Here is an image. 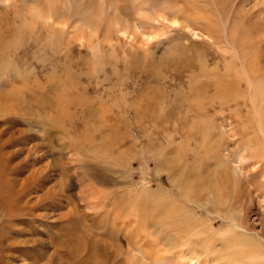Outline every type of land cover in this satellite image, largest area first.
Here are the masks:
<instances>
[{
    "label": "rangeland",
    "instance_id": "obj_1",
    "mask_svg": "<svg viewBox=\"0 0 264 264\" xmlns=\"http://www.w3.org/2000/svg\"><path fill=\"white\" fill-rule=\"evenodd\" d=\"M43 1L0 0V161L8 166L6 172L12 170L11 177L34 173L40 188L31 201H41L34 208L40 219L32 221L30 205L19 212L17 184L1 183L0 264H130L135 245L145 258L136 264L182 253L184 263L246 262L240 256L245 249L226 231L233 229L228 209L213 202V175L225 170L237 175L239 169L241 142L232 137L235 126L230 125L236 119L235 103L199 115L195 104L207 105L214 95L201 84L212 81L197 78L198 69L183 65L196 64L200 53L213 69L211 51L222 53L225 46L211 47L203 29L197 37L187 33L183 64L175 68L170 58L181 34L177 26L156 23L149 40L114 32L107 37L102 27L95 28L97 22L87 28L84 19L93 21L92 13L58 19L47 14ZM212 1L236 30L235 46L243 50L246 63L264 72V0L200 3L217 20ZM98 10L93 4V13ZM218 65L223 73V63ZM234 65L239 70L237 61ZM262 74L257 77L261 86ZM63 86L70 89L64 114L52 108L62 98ZM205 122L213 126L209 136L201 128ZM220 141L222 147L211 148ZM36 143L54 155V168L68 172L62 197L49 157L24 158ZM186 178L189 195L184 197L178 182ZM81 183L90 185L87 195ZM45 204L49 207L43 210ZM252 210L244 224L251 229L247 236L259 240L264 213L256 203ZM103 225L107 229L98 230ZM178 233L193 241L170 249L165 235ZM48 241L58 242L57 254L51 256ZM195 242L200 243L196 255L190 252Z\"/></svg>",
    "mask_w": 264,
    "mask_h": 264
},
{
    "label": "bare ground",
    "instance_id": "obj_2",
    "mask_svg": "<svg viewBox=\"0 0 264 264\" xmlns=\"http://www.w3.org/2000/svg\"><path fill=\"white\" fill-rule=\"evenodd\" d=\"M57 1L58 0L43 1L44 3L42 5L47 8H45L47 14H52L58 19L64 20L72 18L71 16L78 18L82 17L83 14L88 15L89 13H92L94 22L91 20L92 18L84 19L87 28L91 24L97 22V26L95 28L99 29L102 27L104 29L103 33L107 37L112 34V32H114L122 36L131 38H136L139 35L140 38L142 37L144 39L145 37H147L146 39L149 40L150 38L154 37L153 35L155 29L157 28L155 25L156 23H166L169 27L177 26L181 34L179 38L175 40L177 42V47L175 50H173V54L170 58L171 60L169 59L170 63H172L173 67L175 68H177V64H183L181 63L182 60H180V58L186 55V53L184 52V49L186 47L183 46L184 42L189 38L187 33H190L193 37H197L198 34L196 31L199 29H203V36L211 41V47L215 46L216 44L219 46L220 44L225 46L228 52L224 51L222 53H219L216 50H213V52L211 51V53L214 54L211 56V58L214 57L211 61H215L213 69H210V67H208V62L210 60H208L206 56H203L200 53H197L198 59L196 61V64H193L192 62L188 63L186 61L187 64L183 65L187 66V69H198L197 71L199 72L197 78L202 77L207 79L208 81H212V83L210 82L209 84H201L204 88L210 87V89L214 91V95L209 100V103L207 105L202 106L201 102L195 104L196 111L199 115H205L204 112L214 111L216 109V107L214 106L216 105H218L219 108L222 109L224 106L229 108L232 103H235L234 112L235 114L237 113L235 115L236 119L233 120L230 125L233 124L235 126V128H233L235 132H232V137H239L237 139V142H241V154L237 158L239 169L237 175L231 174V172L228 170L220 173L217 172L213 175V202L215 203V205L224 207L229 211L228 222L232 224L233 229H229L226 231H229L230 236H233L231 238L233 239V243L237 239L240 245L245 249L240 253L241 259L246 260V262H242V264H264V231L261 230L259 235H257L259 240L255 238L250 239L247 235L248 233H250L249 231H251V229L246 227L244 224V220L246 219L248 214L250 212H253V203H256L264 213V85L261 86L259 82H257V77L261 73H263V76L264 72H261L259 70L256 71L255 64L251 65L246 63L243 50L235 46L236 40L234 31L236 30L233 31L230 24H228V17L223 13V11L220 10L215 1V3L213 1L212 2L216 5H214V8L218 16L217 20L213 18L216 15L213 14V16H209V14L211 15V13L213 12H208V14L203 11V8H201L202 5L200 6V3L203 4L204 0H185L187 4H185V2L182 3L181 0H95V2H93V0H65V2H63V6L56 5ZM93 4L97 5L99 8L97 14H94L92 11ZM187 5L188 7L186 8ZM236 61L239 64V70L235 69L234 63ZM218 62L223 63V73L219 72ZM257 69L259 68L257 67ZM192 73H194L193 70ZM216 73H218L219 75ZM242 88L244 90H242ZM62 89V98L60 97L61 99L59 98L60 100L58 101L57 105L52 108L63 111L64 114V111L68 109L66 108L68 107V102L65 100L66 97L64 96L65 93L70 89L65 86H63ZM212 127L213 126L208 122L201 124L202 130L206 132L204 133V135L207 136H209V133L213 132ZM204 138L203 141H205ZM223 144L222 141H220V143H215V145L211 146V148L215 149L217 147H222ZM43 150L44 149L40 145L35 147H28L27 154L24 158L33 157L36 160L40 155L45 154L47 157H49V170L55 171V169L57 168H54V155L49 152L45 153V151ZM6 167L8 166H5V164L0 161L1 189L5 188L4 184L16 183L17 187H19V190H17V193H15L14 195L17 197V201L20 202L18 205L22 204V206L18 207L19 212H24V210L28 209V211L30 212V219H32V221H39L40 218L36 219L35 217V214L38 213L34 211V208L38 209L37 206L41 201L39 200V198H36L35 201L32 202L31 196L32 193H36L37 188H40V184L38 185L40 179L35 178L34 173H31L30 176L28 175L24 178L16 176L11 177L10 172L12 170H10V172L8 173L6 172ZM56 171V175L59 178L58 195L62 197L63 192L66 188L67 177L69 175L67 170L62 168H59ZM19 176H21V174ZM189 180L190 178H186L184 182H178V189L179 191L181 190L182 192H184V197H186V195H189L187 193ZM30 185L34 187L31 192H29L30 190H27ZM87 187L84 186V188L86 189L82 194L87 195V193L89 192L88 190H90V187ZM24 189H26V192H23ZM82 197H84V195H82ZM92 197L93 195L88 196V198ZM184 199L186 201H189L187 198ZM89 204L90 202L87 204V207H90ZM28 205H30V207L26 209ZM1 207L4 209V215L6 219H8L11 215V212L8 208H6V205L2 204ZM46 207L48 208L49 206L47 204L42 205L43 210H46ZM254 215L256 216L258 215V213L255 212ZM262 227H264V224ZM106 229L107 226L105 225L98 228V230L104 231ZM237 230L242 231L245 235L237 233ZM108 231L105 234L109 237V239H111L113 233L110 230ZM176 234L169 236L165 235L167 236L166 242L170 249L182 246L187 247L192 238L190 239L187 235H179L178 233L177 236ZM110 241L111 247L114 248L116 253H118V249L114 247V245L112 244V240ZM79 242L80 241L76 239V249L79 247ZM57 243L58 242H47L50 247L51 256L52 254H57V249L60 247ZM196 243L197 242L193 243L194 247L190 251L192 254L195 253V255L197 254V252H199L198 245L200 244ZM209 249L208 252H212L209 251ZM111 250L113 251V249ZM179 251L178 253H181ZM190 252H188L189 255ZM131 253L132 260L130 264L132 262L136 264L141 262L142 260L144 261V253L141 249H139V247H137V245L132 246ZM171 255L172 257H169L167 255L168 257H163L149 264H192V262L184 263V258L181 257V255L183 256V253L179 255L176 254V258L174 254ZM88 259H90L89 256Z\"/></svg>",
    "mask_w": 264,
    "mask_h": 264
}]
</instances>
